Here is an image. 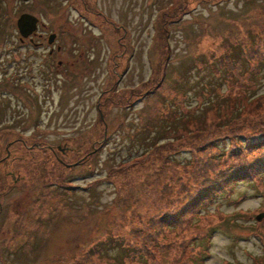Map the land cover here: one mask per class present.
Listing matches in <instances>:
<instances>
[{
	"label": "rangeland",
	"instance_id": "obj_1",
	"mask_svg": "<svg viewBox=\"0 0 264 264\" xmlns=\"http://www.w3.org/2000/svg\"><path fill=\"white\" fill-rule=\"evenodd\" d=\"M83 1L93 2L0 0V264H141L126 259L125 246H142L137 230L157 236L149 220L175 200L181 182L192 183L188 174L207 166L199 150L208 138L229 139L221 147L229 153L239 137L264 136V64L241 56L264 50V0H100L98 10L123 31ZM24 13L69 47L62 58L84 48L91 75L61 83L56 73L51 90L44 75H29L49 49L20 42ZM42 144L70 151L58 152L61 162L34 147ZM205 212L181 222L176 235L165 229L151 252L174 242L158 252L171 264L181 242L212 234L188 256L252 264L264 254V219L256 220L264 180L240 185Z\"/></svg>",
	"mask_w": 264,
	"mask_h": 264
},
{
	"label": "trees",
	"instance_id": "obj_2",
	"mask_svg": "<svg viewBox=\"0 0 264 264\" xmlns=\"http://www.w3.org/2000/svg\"><path fill=\"white\" fill-rule=\"evenodd\" d=\"M261 34H263L264 41L263 29ZM241 56L250 63L254 61L255 64H257L261 61L264 64V50L256 53L251 52V49H243ZM227 58L231 59V56ZM228 59L224 60L228 62ZM228 64L230 66V71L236 67L231 62H228ZM259 65L260 64H258V67ZM258 76V79H260L261 71L256 74V77ZM254 80H257L255 76L252 78V81ZM241 114L239 109L237 114L238 119ZM218 131H222L221 128ZM228 141L229 139L222 136H218L214 139L208 138L203 147H200L199 151L203 154L207 166L198 172L192 171L191 177L190 174H188L189 178H192L191 184H187L186 182L180 183L178 190H176L177 192L175 191L177 196L175 200H172L165 210L155 216L158 219L157 223H155L157 220L155 217L149 220L150 225L155 227L154 230H156L157 227L159 228L156 230L158 232L157 236L152 234H141L140 230L134 231L137 236L136 238L141 240L142 246H140V248L132 247L131 245L125 246V251L130 252L129 249L132 250L131 255L128 253L126 254V259H130L132 262L136 259L137 261H141V264H149L148 262L150 260L152 264H157L158 262L163 264L164 255L166 253H161L160 255L158 252L171 250V246H173L174 242H168L163 245L160 244L158 252L156 253L151 251L155 249V245L158 243L165 229H167L169 234L173 233V235H176V229L179 225H182L180 224L181 222L186 221V223L190 222L194 224L197 219H200V217L206 213L205 210L209 206L218 203L223 197L225 200H229L240 185L246 184L250 186L253 181L263 182L264 136L239 137L229 153H227L225 147L221 148L222 145L226 146ZM157 149H160V147H157L155 150ZM213 150H216L214 154H212ZM173 151H175V149H173ZM191 153L194 156L196 155L193 151ZM179 180L181 179L179 178ZM63 185L65 184H61V186ZM165 187H169V184L165 185ZM206 237H208L206 234H200L193 236L183 243L181 242L179 246L180 252L176 255L175 253L173 254L171 264H204L205 259L198 257L200 255L199 253L202 254V251H198L190 256H188V254L195 252L196 247L194 245H197L199 240H204V245ZM211 238L212 234L208 237V241H210ZM205 252H208L207 248ZM151 256L155 259H150ZM206 257L208 258L209 255ZM263 258L264 254H262L260 258H254L252 264H264ZM135 264L138 263L135 262Z\"/></svg>",
	"mask_w": 264,
	"mask_h": 264
},
{
	"label": "flooded vegetation",
	"instance_id": "obj_3",
	"mask_svg": "<svg viewBox=\"0 0 264 264\" xmlns=\"http://www.w3.org/2000/svg\"><path fill=\"white\" fill-rule=\"evenodd\" d=\"M90 2V1H89ZM90 4H93L92 6H89ZM88 4L87 2L83 1V6L86 10H90L91 14L95 15L97 18L99 19H103L107 24H114L116 27V29L118 30H122V28L120 27V25L114 23V22H108L107 17L105 16L106 14L103 13L102 11L98 10V7L100 6V0H93L92 3ZM43 28H45V25H43L42 23L40 24ZM41 26L38 27V31H36L33 35H31L28 38L22 39L19 36L20 42L22 43H26L29 42L30 44H32L35 47H41V48H47L49 49V51L47 52V55L44 57V63L42 64V67H40V69L37 70V72L34 74L31 71V68H28L26 72L29 73V75H34L35 77H40V76H45L46 78V84L45 85V89H49L51 90V87H49L47 85V83H50L51 77L54 76L56 73L58 75H61L63 77V75L65 76L63 81H61V83L66 82L67 80H71V82H77L80 80H84L85 77H89L93 71V58L87 57L85 52H84V48H80L79 50L73 52V54H76V58L70 54V57L67 58H62V53H67L69 47L67 45H64V43L61 41L60 37L58 39L57 34L56 38L54 40V42L51 44L49 42L50 36L54 33H50L47 36L40 33L39 31L41 30ZM123 31V30H122ZM124 36H126V32H123ZM120 42V41H119ZM28 44V43H26ZM75 47H77L75 45ZM87 50V55H91L92 51L89 50V47H85ZM84 57H86L87 62L85 63L84 66H79L78 62L81 60H84ZM30 58L31 56L27 57V60L25 61L26 64H28L30 66ZM42 63V60L41 62ZM56 63L59 67L55 68L53 66V64ZM41 65V64H39ZM126 72V71H125ZM124 71L121 72V75L119 76V80L122 79V76H124L125 74ZM80 74V75H79ZM15 76V75H14ZM121 78V79H120ZM15 81V82H13ZM19 80L16 77H11V83H6L7 86L11 89H15L16 88V84L17 86H19ZM21 83V82H20ZM23 86H25V88L28 87V89L26 90L27 92L30 91L29 90V84H23L21 83ZM75 90H78V88H76ZM11 91V90H10ZM26 91L24 93H26ZM15 92V91H13ZM27 94V93H26ZM27 97V96H26ZM30 105H28L29 107ZM58 117V115H57ZM71 117V116H70ZM104 118V116H103ZM37 149H41V150H45V151H49L52 154H54V156L56 157V159L58 161H63L61 158H59L58 156V152H60L62 155H65L66 152L70 151V148H68V146H66V144L64 146H51L48 145V147L46 146H42L40 145H35L34 146ZM27 149H31V147L27 146ZM7 152H9V149H7ZM10 156V154H9ZM12 173L8 172V175L10 176ZM12 177L14 178V181L17 182V178L15 177L14 174H12ZM16 178V179H15ZM18 180H20L18 178ZM4 210V206L0 203V213H2Z\"/></svg>",
	"mask_w": 264,
	"mask_h": 264
},
{
	"label": "water",
	"instance_id": "obj_4",
	"mask_svg": "<svg viewBox=\"0 0 264 264\" xmlns=\"http://www.w3.org/2000/svg\"><path fill=\"white\" fill-rule=\"evenodd\" d=\"M25 2H29L31 0H24ZM38 18L35 16L25 13L20 16L17 21L18 29L24 38H28L30 35L34 34L38 27ZM56 38V35L53 34L50 36L49 42L52 44ZM257 221L261 222L264 219V213L259 214L256 217Z\"/></svg>",
	"mask_w": 264,
	"mask_h": 264
}]
</instances>
